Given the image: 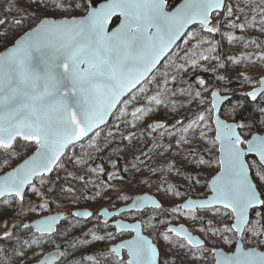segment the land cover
I'll return each instance as SVG.
<instances>
[{"label": "snow or ice", "instance_id": "1", "mask_svg": "<svg viewBox=\"0 0 264 264\" xmlns=\"http://www.w3.org/2000/svg\"><path fill=\"white\" fill-rule=\"evenodd\" d=\"M97 3L98 0H16V6L23 8L19 17L9 19L5 15L0 18V171L3 173L0 174V204L9 207L18 204L21 215L26 204L28 213L48 208L46 202H38L33 207L29 196L39 197L41 201L53 194L57 198L66 195L74 201L79 199L75 196L76 189L66 178L60 183L59 173L64 171L67 177L87 183L84 176H73L67 167L71 164L75 169L87 161L82 156H68L67 153L85 138L91 141L93 136H98L113 109H123L121 124L134 129L137 122L148 118L155 108L167 106L164 97L170 91L176 94L165 87L167 79L163 84L158 82L156 92L151 95L144 85L175 42L186 34L189 25H199L202 32L209 35L222 34L221 29L227 26L240 31L246 26L258 27L264 33V5L258 6L259 11L250 16L243 8L234 10L227 0H183L177 6H172L170 0H105L99 6ZM12 10V7L7 9L8 12ZM109 25L115 26L110 28ZM236 39L243 37L228 36L229 42ZM203 45H208L210 52L216 51L212 41L201 36L197 51L191 54L186 51L184 62L176 71L187 72L189 68H197L201 61L218 58L200 52ZM228 59L240 64L245 57ZM259 59L264 61V49ZM246 79L251 81V77ZM172 80L175 82L174 76ZM258 82L261 87L246 94L254 101L264 98V77H259ZM198 84L205 85V80L199 79ZM136 92L141 94V100H137ZM195 95L199 96L200 92ZM210 95L211 108L206 109L207 112L217 110L221 102L218 92ZM129 105L131 111L127 110ZM209 120L210 117L200 113L187 127L182 126L176 147L191 145L193 139L189 134L206 138ZM214 123L215 134L209 143L219 144V171L210 181L212 195L188 199L172 211L204 210L211 212L213 218L217 215L230 217L233 222L224 223L223 229H213L209 220L207 231L213 236L221 235L226 243L229 241L224 233L239 234L242 241L251 233L264 243V215L258 222L259 230L247 227L250 210L264 209V132L245 139L239 130L250 128V125L228 123L219 115L215 116ZM165 127L160 121L148 125L152 131ZM119 130L118 124L115 131L106 135L115 137ZM134 136V132H129L123 139L131 140ZM249 154L255 159H249ZM198 155L195 149L189 148L185 160L195 166L211 167L210 160L196 159ZM173 169L180 173L175 164L168 170ZM187 179L194 184L200 183L192 176ZM173 195L179 196L180 192L174 191ZM120 198L129 199L126 195ZM146 204L154 209L163 207L147 195L136 197L132 207L141 209ZM120 211L123 210L104 209L99 213L77 210L70 211L69 216L115 217ZM61 219L67 221L68 217L47 215L34 223L12 225L2 222L0 241L8 246L0 244V264H72L77 251L81 253L78 264H170V261L175 264L172 258L177 248L188 249L192 255H195L193 250L201 253L205 250L204 241L182 225L167 227L161 233L167 245L158 247L143 234L141 222L120 221L114 224L118 233L134 232L135 235L107 248V256L102 261L95 255L84 257L79 248L81 240L75 237V233L81 231L79 221L59 229L57 225ZM192 219L202 218L193 215ZM103 226L108 227L107 220L103 221ZM16 229L26 230L28 238L18 234ZM96 231H100L99 226ZM96 231L90 229L84 233L82 242L116 239L111 232L96 235ZM61 236L65 243L46 248L50 240ZM124 250H127V258L122 254ZM213 251L215 264H264V251L246 248L243 243L231 254Z\"/></svg>", "mask_w": 264, "mask_h": 264}, {"label": "rangeland", "instance_id": "2", "mask_svg": "<svg viewBox=\"0 0 264 264\" xmlns=\"http://www.w3.org/2000/svg\"><path fill=\"white\" fill-rule=\"evenodd\" d=\"M227 2L231 4L234 10L237 8H243L244 12L248 13L250 16L255 15V13L259 11L258 6L264 5V0H227ZM0 3L1 10L6 7H13V12L11 13H17L16 9H18V7L16 6V0H0ZM5 13L6 12L3 11L1 13L0 11V15H2L0 18H3ZM17 15H20V13ZM257 19H259L258 16ZM227 29H229L228 34H226L227 32L225 31L220 35L219 44L212 45V47L216 48V51L210 52L208 51V47L204 45L199 49L204 55L218 57L215 61L216 68H214V72L223 77L222 81L225 83H227L231 78H239L245 74H260V77L264 76V61L259 59L262 45L264 44V33H262L258 27L254 29L246 26L243 31L232 29L230 26H228ZM194 34L195 31H192L185 36V38L174 48L165 61L155 70L150 81L144 85V87L148 90V94L151 95L156 92L158 82L163 84V81L167 79L168 83L165 87L169 90H174L176 94L172 95L170 91L164 97L165 105H167L166 107L160 106L155 108L148 118L137 122V127L134 129L121 124V119L124 118V110H116L109 123L104 128L99 130L98 136H93L91 141L86 139L82 143L76 145L72 151L67 153L68 156H73V154L76 156H82L84 160L87 161L86 164L78 165L75 169H73L71 164L67 165L68 170L73 173V176H76L77 171L79 170H87V173L91 177L85 185L82 181L78 182L79 180L74 179L76 184L72 186L76 189L75 196L79 198L76 200L77 202L68 198L66 195H60L59 198H57L55 194L44 201H41L39 197L34 196H29L28 198L33 207H35L38 202H46L48 205L53 203L57 208H60L61 211H65L67 213L68 220L59 225V229H63L68 224H75L77 220L79 221L78 226L81 228V231L76 232L75 237H78L81 240L79 248L82 250L84 257H87L88 255H95L103 261V257L107 256V248L131 236V234H118L115 227L111 226L110 223H108V227H104L101 217L97 218L94 216L93 218L87 220H81L69 216V212L75 209H90L92 211H98L103 207H108L110 209L116 208L115 206L111 207L109 205L116 197V190L113 188L105 189L104 186L98 185L101 174L99 166L94 165L95 159L103 156L110 159L109 157H111V154H107V149L114 146V144L119 143L114 157L119 156L121 158L124 169L126 168V163H129L131 165V170L134 171L136 170L134 167L136 154L147 144L155 140L158 142L157 156L155 158L154 165H152L156 174L155 179L150 182L149 167H144L142 170L137 167L140 170V172L138 171V174L143 172L145 173L146 178L143 180L138 178V180L136 179L134 181H130L129 186H134V189L132 190L131 198L125 203L129 202L133 196L137 194H153L162 203V206L166 207L173 214L174 220L171 224H183L193 233L197 234L206 241L205 250L202 253L199 250H193L195 255H192L189 253L188 249H180V254H176L172 258L175 261V264H215L211 248L221 247L227 251H233L235 247V244H233L230 248L225 247V240L221 238V235L217 234L213 236L211 232L207 231V228H205V226L209 227L207 222L211 220V227L213 229H223L224 223L231 224L233 222L232 218L221 217L220 215L213 218L211 212H206L204 210H200L195 213L183 210L178 213L172 211L173 208H176L188 198H202L209 194V182L219 171L217 164L219 153L218 143L215 146L209 143V140L215 134V129L212 124L213 110L211 112L205 111L206 109L211 108V95L208 98L207 94H211L215 89L219 90L220 93L224 95L234 94V92H228L217 87H211L200 91V95L196 96L195 93L197 91L193 90V88H191L186 81L191 68H189L187 72L176 71L177 66L184 62L186 51L190 54L197 51V42H188L193 38ZM229 35L243 37V39H236L229 42ZM251 41H255V43H252ZM257 45H260V47H257ZM233 56L245 57V59L242 63L235 64L228 59V57ZM221 64H223L224 67H221ZM165 74H167V76H165ZM173 76L175 77V82L172 80ZM161 91H163V88H161ZM188 93H191L192 95H188ZM135 96L137 100L142 99L139 92H136ZM119 107L120 106H118V108ZM127 110L131 111L132 106L129 105ZM186 113H189L191 118L186 124L182 125L183 127H187L192 121L196 120L198 114L200 113H203L206 117H210V129H205L207 132L206 138L200 139L198 137H192L191 134H189L190 138L193 139V143L191 145H180L179 147H176V143L182 134V126L177 128L167 127L164 130L162 129L154 136V138L152 133L147 129L148 125H151L156 121L164 123V120L168 117ZM222 116L227 120L230 119L226 118L223 114ZM118 124L120 125V130L115 137L107 136V132L115 131L116 125ZM129 132L135 133L133 139H123V136L128 135ZM262 132H264V130H261L259 133ZM169 133L175 134L169 135ZM92 144L96 145V147L90 146ZM169 145L172 147H169ZM189 148L195 149V151L199 154L196 159L203 158L205 160H210L211 167L195 166L188 163L185 160V156L187 155ZM165 161H167V163H165ZM172 164H175L176 168L180 169L179 174L176 169H173L172 171L168 170ZM93 168L96 169L95 172L91 171ZM0 174H3L2 171H0ZM59 175L61 177L60 183H64L65 178L67 179L68 184L71 183L70 179L72 178L67 177V173L61 171ZM189 176L199 179L200 183L194 184L193 181L187 179ZM119 185H123L121 191L124 192L126 190L127 183L125 184L122 182L119 183ZM86 190L88 193H85ZM177 190L180 192V195L174 196L173 193ZM81 193L84 195H81ZM97 193H99V195H97ZM19 212L20 208L18 204H12L10 207L0 204V232L3 230L2 222L4 221H6L9 225L21 224L53 213L49 208L38 209L36 212L28 213L27 204L24 208V214L21 215ZM193 215H199L202 219H192ZM121 218L127 221L140 220L139 216L123 215ZM221 221H223V223H221ZM97 226L100 227V231H96ZM90 229L96 231V235H106L111 232L116 236V239H106L104 242L99 243L93 241L85 244L82 242L85 238L84 233H87ZM201 229H205V231H201ZM227 234L228 233H224L225 236H227ZM20 235L28 238L26 233ZM88 239L90 240V237ZM154 242L157 243L158 247H164L167 245V241H164L162 236L159 239H155ZM60 243H65V238L62 236L54 237L46 245V248H52L53 244ZM0 244H3L6 247L8 246L3 241H0ZM245 246L248 247L247 244H245ZM123 255L127 258L125 253ZM201 256H203V259L200 258ZM80 259L81 253L80 251H77L72 264H78Z\"/></svg>", "mask_w": 264, "mask_h": 264}, {"label": "trees", "instance_id": "3", "mask_svg": "<svg viewBox=\"0 0 264 264\" xmlns=\"http://www.w3.org/2000/svg\"><path fill=\"white\" fill-rule=\"evenodd\" d=\"M104 0H98V3L102 2ZM180 0H170L171 5L174 6L177 2ZM97 3V4H98ZM1 5V3H0ZM12 6V5H11ZM9 8V7H8ZM7 7L5 9L0 8V11L2 13L6 12L4 15H9V19L13 17H19V14L21 11H23L22 7H18L16 9V14H12L11 12H8ZM13 9V7H12ZM2 16V15H0ZM118 22V21H117ZM227 27H224L221 29V33H224L225 31L228 34L229 29ZM227 29V30H226ZM195 31V34L193 37L195 39H190L189 43H196L198 40L203 36L206 40H211L212 45L213 44H219L220 35L219 33L214 34H207L203 33L200 26L197 25L194 28H192L189 32ZM188 32V33H189ZM208 47V45H204ZM262 49H264V44L262 45ZM210 56V55H209ZM211 57V56H210ZM216 59H209L208 61H202L200 62L199 66L195 69H191V71L188 74L187 77V83L193 90L196 91H203L206 89H209L211 87H217L222 90H226L228 92H234V94L230 95V100L224 105L222 109V114L226 118H230L229 120L240 122V123H246L250 125V128H245L241 131V135L243 138L248 139L251 135L254 133L260 132L261 130H264V124H261V120H264V98L258 97L257 100H252L250 97L246 96V92L248 90H251L259 85L258 78L260 77V74H245L239 78H231L227 83L222 81L221 76L217 75L214 72V68H216ZM246 77H251V81L247 80ZM199 79L205 80V85L200 86L198 84ZM210 94H207V97L209 98ZM191 118V115L189 113L178 115V116H171L164 120V123L167 127H181L182 125L186 124ZM164 128V129H165ZM147 129L152 133V136H154L162 129H158L156 131L150 130L148 127ZM163 129V130H164ZM157 144L158 142L152 141L151 143L147 144L143 149H141L136 154V159L134 162V167L136 170H131V165L129 163H126V168L124 169V165L122 163V160L119 156L114 157L115 152L117 151V147L119 143L114 144L111 148L107 149V154H111L110 159H107V157H98L94 161L95 166H99L100 168V180L98 185L104 186L105 189L107 188H113L116 190V197L112 200V202L109 204L111 207L115 206L116 208L120 205L124 204L127 200L121 199L122 196H128L129 199L131 198L133 187H130V181L145 179V173L141 172L138 174V171L142 170L144 167H149V180L152 182L155 179V172L152 168V165H154L155 158L157 156ZM255 159V158H252ZM140 169H138V168ZM76 176H84L85 180L88 182L89 179H91L90 175L87 173V170H79L77 171ZM121 176L123 179H117L116 177ZM71 183L70 185H75V180L70 179ZM78 182H81L80 180ZM83 182V181H82ZM127 183L126 190L122 192V186L119 185V183ZM85 185V182H83ZM95 183V182H94ZM77 187V186H76ZM209 192V190H208ZM85 193H88L86 190ZM79 194V193H77ZM77 202V201H76ZM48 208L51 210V212H60V213H66L65 211H61L60 208H57L55 204L51 203L48 205ZM67 214V213H66ZM129 216H139L140 221L143 225V230L146 234L150 235L153 240L159 239L162 235L161 233L165 231V228L174 220L173 214L170 210H168L166 207H162V209H148L141 213H131L128 214ZM261 215H264V209H258L252 213L250 224L247 226L249 228L255 227V230H259L260 228V217ZM149 225H152V227H149ZM205 228H208L205 226ZM17 233L25 234L29 236L26 230L24 229H16ZM34 232V229H33ZM171 236V234H170ZM227 238L229 242H225V247L230 248L235 244V240L237 238V235H233L232 233L227 234ZM173 241L175 242L176 238L172 237ZM245 244L248 245V247H256L261 250H264V243L259 242L258 239L254 238L251 233H248L247 237L243 240ZM176 254H180V249H175Z\"/></svg>", "mask_w": 264, "mask_h": 264}, {"label": "water", "instance_id": "4", "mask_svg": "<svg viewBox=\"0 0 264 264\" xmlns=\"http://www.w3.org/2000/svg\"><path fill=\"white\" fill-rule=\"evenodd\" d=\"M105 2V0L104 1H102V2H100V3H104ZM183 2V0H181L179 3H182ZM100 3H98L97 4V6H99V4ZM178 3V4H179ZM177 4V5H178ZM176 5V6H177ZM122 19V18H121ZM117 24H118V22H117ZM115 25H109V27L111 28V27H114ZM195 26H197V25H189L188 27H187V29L185 30L186 31V34L188 33V31L190 30V29H192L193 27H195ZM186 34L185 35H183L180 39H178L176 42H175V44L172 46V50L167 54V56L165 57V58H163L161 61H160V63H158L157 64V66H156V68L153 70L154 72H155V70L165 61V59L169 56V54L174 50V48L183 40V38L186 36ZM262 77H264V76H262ZM261 87V85L259 84L257 87H255V88H253V89H258V88H260ZM253 89H251V90H249V91H247L246 92V94L247 93H249V92H251ZM214 91H216V92H218L219 93V95H220V97H221V102H220V104L218 105V109L217 110H213V117H212V124H213V126H214V129H215V123H214V119H215V116L216 115H219L220 116V118L222 119V120H225L226 122H228V123H234L235 121H229V120H227V119H225L223 116H222V109H223V107H224V105L230 100V98H231V96L230 95H224V94H221L220 93V91L219 90H217V89H215V90H213L212 92H214ZM247 96V95H246ZM249 97V96H248ZM251 98V97H250ZM119 106V105H118ZM117 106V107H118ZM115 111H116V109H113V112H112V114L109 116V117H107L106 118V123H105V125H103L102 126V128H104L108 123H109V121L111 120V118L113 117V115H114V113H115ZM101 128V129H102ZM256 134H260L259 132H257V133H254L253 135H256ZM253 135H251V136H253ZM251 136L248 138V139H250L251 138ZM87 138H85V140H86ZM84 140V141H85ZM80 143H82V142H80ZM80 143H77L76 145H78V144H80ZM218 153H219V144H218ZM218 157H219V154H218ZM250 158H255L254 157V155L253 154H249V159ZM217 174V173H216ZM215 174V175H216ZM214 175V176H215ZM212 179V178H211ZM211 181V180H210ZM209 185H210V182H209ZM208 185V186H209ZM145 195H147V196H152L153 198H155L157 201H159L153 194H150V193H143V194H137V195H135V196H133V198L129 201V202H127V203H125V204H122V205H120L119 207H117V208H114V209H110V208H108V207H103V208H101V209H99L98 211H92V210H90V209H75V210H73V211H71V212H75V211H77V210H81V211H92L93 213H99L100 211H102V210H104V209H107L108 211H110V212H114V211H119V210H123V211H120V215H118V216H115V217H103V216H100L101 217V219H102V221H104V220H107L108 222H110V224L112 225V226H114V224L116 223V222H120V221H123V222H125V223H136V222H141L140 220H136V221H127V220H125V219H123V218H121L123 215H126V214H130V213H141V212H144V211H146V210H148V209H154L152 206H151V204H146L143 208H141V209H135V208H133L132 207V205H133V203L135 202V199H136V197H140V196H145ZM212 195V192H211V188H210V186H209V194L207 195V196H211ZM206 197V196H205ZM205 197H202V198H188V199H203V198H205ZM187 199V200H188ZM186 201V200H185ZM184 201V202H185ZM160 202V201H159ZM184 202H182L181 204H183ZM161 203V202H160ZM162 204V203H161ZM181 204H179V205H181ZM256 210H258V209H253V210H250V213H249V219H250V221H251V217H252V213L254 212V211H256ZM183 211H186V212H189V211H187V210H183ZM198 211H200V210H198ZM195 212H197V211H193V212H191V213H195ZM47 215H60L61 217H67V214L66 213H60V212H54V213H50V214H47ZM47 215H44V216H47ZM44 216H41V217H38V218H36V219H34L33 221H26V222H30V223H34L36 220H38V219H40V218H43ZM79 219H89V218H86V217H81V218H79ZM64 222V220L63 219H61V221L58 223V225H57V227L61 224V223H63ZM142 223V222H141ZM184 226L189 232H191L194 236H197L199 239H201V240H203L200 236H198L197 234H195V233H193L187 226H185V225H183V224H179V225H174V224H171V225H169V226H167V227H179V226ZM143 226V225H142ZM166 227V228H167ZM166 228H165V230H166ZM118 233V232H117ZM118 234H120V233H118ZM123 234H132V236L131 237H129V238H126V239H123V240H128V239H131L134 235H135V233L133 232V233H129V232H125V233H123ZM143 234L144 235H147V236H149V238L150 239H152L153 240V238L150 236V235H148V234H146L145 232H144V230H143ZM237 235V239H236V243H235V247H234V249H233V251H227V250H225L224 248H221V247H214V248H211V252L213 253V256H214V259H216V255H215V251H213V250H216V251H223L224 253H226V254H231V253H233V252H235V250H236V248H237V246L239 245V244H241V243H243L244 244V242L242 241V240H240V236H239V234H236ZM122 241V240H121ZM121 241H119L118 243H120ZM204 241V243H205V246H206V241L205 240H203ZM153 242H154V240H153ZM155 243V242H154ZM117 244V243H116ZM244 246H245V244H244ZM246 247V246H245ZM246 248H255L257 251H264V250H261V249H259V248H256V247H246ZM124 252H126V254H127V250H124ZM123 252V253H124ZM122 253V254H123Z\"/></svg>", "mask_w": 264, "mask_h": 264}, {"label": "flooded vegetation", "instance_id": "5", "mask_svg": "<svg viewBox=\"0 0 264 264\" xmlns=\"http://www.w3.org/2000/svg\"><path fill=\"white\" fill-rule=\"evenodd\" d=\"M180 1H181V0H180ZM180 1H179V2H180ZM179 2H177L174 6H176ZM193 28H194V27H193ZM190 30H191V29H190ZM190 30H189V31H190ZM189 31H188V32H189ZM187 34H188V33H187ZM187 34H186V35H187ZM184 38H185V37H184ZM184 38H183V39H184ZM95 212H96V211H95ZM130 214H131V213H130ZM126 215H128V214H126ZM78 219H79V218H78ZM89 219H90V218H89ZM81 220H87V219H81ZM101 220H102V219H101ZM102 222H103V221H102ZM108 223H110V222H108ZM61 224H62V223H61ZM61 224H60V225H61ZM110 225H111V224H110ZM111 226H112V225H111ZM113 227H114V226H113ZM131 236H132V234H131ZM131 236H130V237H131ZM128 238H129V237H128ZM125 239H126V238H125ZM124 253L126 254V252H124ZM124 253H123V254H124ZM106 254H107V253H106ZM126 255H127V254H126Z\"/></svg>", "mask_w": 264, "mask_h": 264}]
</instances>
